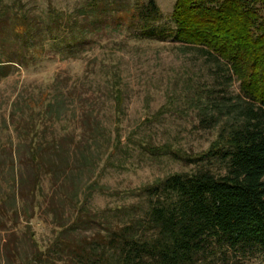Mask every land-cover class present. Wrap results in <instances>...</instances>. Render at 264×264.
Listing matches in <instances>:
<instances>
[{
  "label": "rangeland",
  "instance_id": "1",
  "mask_svg": "<svg viewBox=\"0 0 264 264\" xmlns=\"http://www.w3.org/2000/svg\"><path fill=\"white\" fill-rule=\"evenodd\" d=\"M84 1L0 0V59L14 60L0 78V264L34 263L39 246L58 257L51 245L57 224L67 226L79 215L86 219L65 234L69 243L104 232L107 220H119L112 208L137 201L136 189L157 177L203 166L223 171L217 160L186 163L143 147H208L217 125L205 127L201 119H234L242 99L223 61L171 39L139 38L116 14L104 13L94 25L86 20L81 43L53 40L44 30L36 38L44 37L40 56L12 31L22 14L43 27L50 6L70 16ZM155 1L159 23L172 25L174 0ZM32 46L36 51L40 43ZM110 70L118 71L123 89L118 134L105 81ZM115 137L120 142L112 151ZM33 141L44 145L37 151L42 171L31 160ZM233 264H264V257H237Z\"/></svg>",
  "mask_w": 264,
  "mask_h": 264
},
{
  "label": "trees",
  "instance_id": "2",
  "mask_svg": "<svg viewBox=\"0 0 264 264\" xmlns=\"http://www.w3.org/2000/svg\"><path fill=\"white\" fill-rule=\"evenodd\" d=\"M260 9L264 10V0H174L172 25L159 23L162 12L155 0H133L127 5L119 0H85L70 16L50 6L43 27L30 14H22L12 31L33 56L41 55L44 37L36 38L44 30L53 40L81 43L86 20L93 24L104 13L116 14L139 38L171 39L223 61L228 76L239 81L242 99L235 104L239 110L234 119L219 123L214 114L207 121L201 119L205 127L217 125L215 137L202 151L187 152L168 143L143 144L152 154H167L186 163L220 161L223 171L215 173L203 166L157 177L136 189L137 201L112 208L119 220H107L104 232L69 243L65 234L86 219L79 215L67 226L57 224L51 245L59 248L58 257L49 258L50 247L39 246L34 263L21 264H233L237 257L255 253L264 257V18ZM66 32L69 35H63ZM39 43L35 51L32 45ZM13 62L0 59V78L10 74ZM105 81L118 134L123 112L118 71L110 70ZM39 102L46 107L53 104L46 98ZM115 138L112 151L120 142ZM43 146L35 141L30 145L31 160L41 171L37 151Z\"/></svg>",
  "mask_w": 264,
  "mask_h": 264
}]
</instances>
